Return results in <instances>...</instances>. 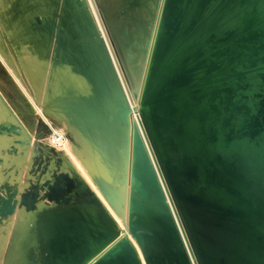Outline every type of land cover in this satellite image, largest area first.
I'll return each mask as SVG.
<instances>
[{
    "label": "water",
    "instance_id": "95a60500",
    "mask_svg": "<svg viewBox=\"0 0 264 264\" xmlns=\"http://www.w3.org/2000/svg\"><path fill=\"white\" fill-rule=\"evenodd\" d=\"M65 3L66 29L106 97L101 118L124 142L125 172L98 185L124 231L77 173L54 174L63 189L32 183L28 198L0 186V216L34 212L40 191L59 206L46 264H143L126 231L145 264H264V0H153L147 41L125 52L97 4L179 226L136 127L131 142L134 109L86 1ZM138 6L124 1L117 19Z\"/></svg>",
    "mask_w": 264,
    "mask_h": 264
},
{
    "label": "rangeland",
    "instance_id": "374dc122",
    "mask_svg": "<svg viewBox=\"0 0 264 264\" xmlns=\"http://www.w3.org/2000/svg\"><path fill=\"white\" fill-rule=\"evenodd\" d=\"M85 1L105 45L107 44L112 66L124 95L134 109L132 112L137 114L141 121L139 105L132 97L98 11L97 4L101 5V3L99 0ZM61 18L62 14L60 13L59 18L56 17V19ZM2 27L0 21V36L9 43ZM59 27L55 30L58 31ZM54 34L49 58L39 66L42 68L39 81L41 88L34 84L32 77L27 73L31 64L22 65L18 62V53L15 47L8 44L6 51L0 47V186H7L5 195H14L15 198L19 199L21 192H23L28 198L32 192L30 187L32 183L37 188L46 180L53 181L55 173L66 172L71 176L77 173L83 181L81 188L89 186L102 200L120 229L124 231L121 219L104 199L98 187V181L90 175L86 163L90 148L87 146V137L84 133H79L77 126L62 110L64 106L54 99L57 92L49 94L45 91L44 87L47 85L48 79L52 76V81H54L55 73L61 70L59 65L55 63L56 31ZM78 74L81 78L84 77V72L78 71ZM92 80L88 77L85 82L89 84L92 83ZM84 97L87 98L88 95L85 94ZM52 129L60 137L65 135L66 139L59 146L53 143ZM141 137L179 226L145 133ZM39 196L34 212L26 211L25 205L21 204L16 207L14 213L6 217L0 216V227L4 228L0 233V264H46L43 257V252L46 249L45 227L59 206L54 202H52L53 205H45L48 199L45 197L44 191H40ZM25 216L28 217L27 221ZM24 218L26 222L23 223L22 219ZM123 235H126L134 244L142 263L145 264L135 239L127 231ZM192 262L194 264L193 259Z\"/></svg>",
    "mask_w": 264,
    "mask_h": 264
},
{
    "label": "bare ground",
    "instance_id": "6f19581e",
    "mask_svg": "<svg viewBox=\"0 0 264 264\" xmlns=\"http://www.w3.org/2000/svg\"><path fill=\"white\" fill-rule=\"evenodd\" d=\"M124 1L129 0H99L105 8L110 26L118 42L125 52L132 42L137 43L141 48L147 41L154 3L153 0H137L138 8H128V14L120 20L116 17V10ZM57 10H60L62 14V18L58 20L55 16ZM67 10L65 0H0V21L6 39L9 41L7 43L0 36V47L5 51L8 44L15 47L18 53V62L22 65L31 64L30 69H27V73L32 77L34 84L41 88L39 81L42 68L39 66L49 58L56 31L55 63L59 65L61 70L55 73L56 78L54 81H52V76L48 79V83L44 87L45 91L49 94L57 92L54 99L64 106L62 110L77 126L79 133L82 132L87 137L88 143H86L90 148L86 163L90 175L98 183L100 181L113 183L118 174L125 172L124 142L118 134L112 131V128L108 126V122L101 118V112L107 110L106 97L99 94L97 90L96 80L89 71L80 50V42L66 29L70 21ZM36 16H39L42 20L40 25L35 20ZM92 20L94 21V18ZM123 20L128 25L129 32L127 33L122 24ZM58 26H64V36L59 35L58 31L55 30ZM131 69L134 73L137 72L134 67ZM78 71L84 72V77L81 78ZM88 77L93 80L92 83L86 84L85 81ZM85 94L88 95L87 98H83ZM130 123L132 142L135 127L138 129L140 136H143L144 132L139 116L133 112L130 114ZM58 136L57 140L62 142L63 137ZM25 218L27 221L28 217L25 216ZM25 218L22 219L23 223L26 222ZM3 230L4 228L0 227V233Z\"/></svg>",
    "mask_w": 264,
    "mask_h": 264
},
{
    "label": "flooded vegetation",
    "instance_id": "af4514ba",
    "mask_svg": "<svg viewBox=\"0 0 264 264\" xmlns=\"http://www.w3.org/2000/svg\"><path fill=\"white\" fill-rule=\"evenodd\" d=\"M59 180H60V186H57L56 182L53 180L52 181V187L50 189H63L66 182L63 180L62 177H59Z\"/></svg>",
    "mask_w": 264,
    "mask_h": 264
},
{
    "label": "built area",
    "instance_id": "2783aa9c",
    "mask_svg": "<svg viewBox=\"0 0 264 264\" xmlns=\"http://www.w3.org/2000/svg\"><path fill=\"white\" fill-rule=\"evenodd\" d=\"M52 138H53V143H55V144H57L58 146H59V144L61 143V142H59V140H57V134L55 133V131L52 129ZM63 137V140H65L66 138H65V135H63L62 136Z\"/></svg>",
    "mask_w": 264,
    "mask_h": 264
}]
</instances>
